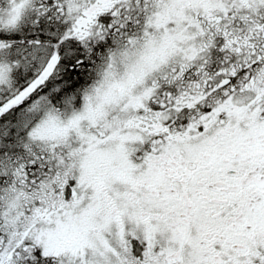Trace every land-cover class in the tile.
<instances>
[{
    "label": "snow or ice",
    "instance_id": "obj_1",
    "mask_svg": "<svg viewBox=\"0 0 264 264\" xmlns=\"http://www.w3.org/2000/svg\"><path fill=\"white\" fill-rule=\"evenodd\" d=\"M0 264H264V0H0Z\"/></svg>",
    "mask_w": 264,
    "mask_h": 264
}]
</instances>
